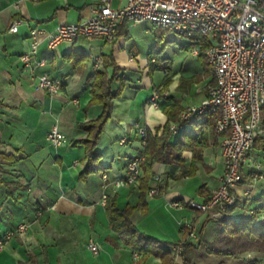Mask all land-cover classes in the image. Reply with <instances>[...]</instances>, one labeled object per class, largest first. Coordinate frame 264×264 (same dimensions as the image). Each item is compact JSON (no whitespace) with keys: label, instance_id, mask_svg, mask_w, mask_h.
Instances as JSON below:
<instances>
[{"label":"crops","instance_id":"0c3cea01","mask_svg":"<svg viewBox=\"0 0 264 264\" xmlns=\"http://www.w3.org/2000/svg\"><path fill=\"white\" fill-rule=\"evenodd\" d=\"M122 3L113 0L112 7ZM98 4L99 0H0V150L17 159L3 165L7 185L0 186V264H147L134 259L133 251L112 230L103 196H115L120 209L136 207L131 215L134 226L165 242L170 250L184 238L180 227L186 221L205 223L207 214L197 218L186 202L208 198L223 173V134L215 132L218 113L193 117L181 127L171 123L178 126L172 131L171 144L185 130L198 136L202 145L195 147L194 153L184 150L179 162L153 164L150 188L158 193L147 195L145 209L139 204L138 185L127 182L126 167L143 151L138 129L145 127L153 136L160 135L167 122L165 111H182L207 97L215 85L213 69L206 58L193 55L187 43L180 49L190 57L185 56L178 69H172L171 59L152 45L163 41L161 30L148 27V22H123L111 43L103 38H76L49 48V38L58 26L87 20L92 16L91 8ZM15 20L21 24L17 32L10 33L9 26ZM33 29L42 30L44 35L32 61L43 60L44 65L32 62L25 67L20 56L31 50ZM147 36L152 37V46L146 47L145 53L138 42ZM107 57L118 69L124 87L113 100L111 117L96 147L103 170L84 181L80 178L84 147L76 142L85 134L78 125L95 120L102 112L101 105L90 102V89ZM95 58H101L96 69ZM111 68L105 70L110 73ZM42 74L61 80L57 94L50 95L38 86ZM165 83L167 95L158 99L159 108L154 109L149 98ZM118 86L114 81L113 90ZM261 120L263 134L243 168L242 182L234 189L239 198L249 190L250 198L239 203L232 213L234 220L258 207V198L264 194V108ZM52 126L63 136L57 147L46 140ZM192 165L196 169L188 174ZM172 202L180 207H172ZM8 233L12 237L6 240ZM90 241L99 246L96 255L87 247ZM152 264H160V260L153 257Z\"/></svg>","mask_w":264,"mask_h":264},{"label":"built area","instance_id":"2783aa9c","mask_svg":"<svg viewBox=\"0 0 264 264\" xmlns=\"http://www.w3.org/2000/svg\"><path fill=\"white\" fill-rule=\"evenodd\" d=\"M36 1V0H34ZM113 0H99L96 7L91 8L92 16L77 24H62L49 38V48L61 42H71L76 38H103L111 43L117 28L123 22L135 24L148 22L154 28L173 32L175 35L192 38L199 34L211 40V46L205 52V58L212 67L215 85L209 89L207 97L199 103L188 106L180 115L183 123L193 117L209 113H218L215 132L223 134L221 156L223 173L217 188L202 202L189 200L186 207L209 215L213 219L227 217V209L237 203H244L250 198L247 190L239 198L234 189L242 182V171L249 159L255 143L263 134L261 124L262 107L264 106V0H123L118 8L112 7ZM20 20L13 21L8 31L15 33ZM44 32L33 29L30 32L31 50L20 56L25 67H30L37 53L40 38ZM200 47H192L193 55H198ZM101 58H95L94 69ZM33 63L43 66V60ZM38 86L50 95L57 94L62 86L59 78L42 74L38 77ZM167 95V92H164ZM149 105L159 108L158 93L155 91L149 98ZM176 125L171 126L175 130ZM141 147L146 144V128L138 129ZM46 140L54 147L62 144L63 136L57 126H52ZM141 156L132 158L126 167L127 182L138 185L141 174ZM102 180L107 181L103 175ZM158 190L152 189L148 195L153 196ZM103 201L106 197L103 196ZM174 208L180 203L172 202ZM264 223V216L258 224ZM20 231H24L21 226ZM188 233L171 247L172 264H177L181 257L184 243L195 240L194 222L186 221L180 227V233ZM12 237L8 233L5 239ZM2 241H0V248ZM88 249L96 255L99 246L90 241ZM133 253L134 259H139Z\"/></svg>","mask_w":264,"mask_h":264},{"label":"trees","instance_id":"16d2710c","mask_svg":"<svg viewBox=\"0 0 264 264\" xmlns=\"http://www.w3.org/2000/svg\"><path fill=\"white\" fill-rule=\"evenodd\" d=\"M211 44L212 42L208 38L195 34L189 39L186 48L191 49L198 45L200 47L198 56L205 60V52ZM103 66L104 69L97 71L92 78L90 89L92 95L90 102L101 105L102 112L95 120L78 125L79 130L85 134L83 139L76 142L84 147L82 160L84 169L80 173V178L84 181L87 180L89 175L103 170L101 155L96 150V147L100 141L104 126L111 117L113 100L121 95L124 87V80L119 76V71L111 58H105ZM108 66L112 67L110 73L105 70ZM114 81L119 84L116 90H113L112 87ZM165 84L161 90H156L158 99L166 97L164 92H166L167 83ZM182 111L177 110L174 113L165 111L167 122L160 135L153 136L146 128V144L141 154V174L138 180L139 204L142 209L146 208V198L149 191L152 190L150 181L153 178V164L156 162L166 164L169 160L179 162L180 154L184 150L191 149L194 153L195 147L202 145L198 136L188 134L185 130L180 132L175 143L171 144L169 142L173 131L171 130V123H176L181 127L190 121L183 123L179 120V115ZM172 155H174L173 159H171ZM15 161L17 159L13 154H5L0 150V186L7 185L3 178L5 174L4 163ZM190 168L192 170L188 174L194 173L195 166L192 165ZM181 176H185V173H182ZM258 201H260L258 207H255L249 214L238 220L232 218V213L238 208L239 203L227 209V217L213 219L207 215L205 223L202 224L196 233V242H194L195 240H188L184 243L181 254L182 264H197L194 259L197 254L201 255L208 264H227V259H234L251 251L264 253V223L258 224V219L264 216V194L258 198ZM105 210L112 230L133 253H138L141 256L140 262H144L153 256L160 260V264H172V251L166 247L167 244L144 235L132 223L131 215L136 210V207L125 206L120 209L117 205L116 197L113 196L106 197ZM201 215L203 213L196 212L197 218ZM209 224H212L211 228ZM187 236L188 233L186 232L184 238ZM256 263L257 261H251L244 264Z\"/></svg>","mask_w":264,"mask_h":264},{"label":"rangeland","instance_id":"374dc122","mask_svg":"<svg viewBox=\"0 0 264 264\" xmlns=\"http://www.w3.org/2000/svg\"><path fill=\"white\" fill-rule=\"evenodd\" d=\"M150 26L151 25H149L148 27H150ZM161 33H162V36H163V41H160V42L158 41L157 43L153 42L152 45H154V48H155L154 50L155 51H159L160 50L161 51L160 52L161 55H163L165 57H169L171 59V61H172V64L170 65L172 67V69H178V66L181 63L182 58H184L185 56L186 57H190V53L189 52H185V51H182L180 49L181 46L183 44L188 43L189 40L187 38H183V37L177 36L173 32H170V31L161 30ZM151 43H152V37H150V36H147L146 39L144 37H142V38L139 39V42H138V44L141 46L142 51L145 52V53L148 51L147 49L148 48L150 49V47L152 46ZM146 47H148V48H146ZM160 78H162V76H160ZM195 104H197V103H195ZM191 105H193V104H191ZM188 201L189 200H187V202ZM193 201L197 202V203L200 202V200H196V199H193ZM189 211L192 214L196 213V211H194V210H190L189 209ZM200 222H201V220L199 221V223ZM199 223L194 225V231L196 233L199 231V229H200V227L202 225V224L199 225ZM211 226H212V224H209L210 228H211ZM194 242H196V240ZM140 257H139V260H140ZM152 258H153V256H151L148 259H146L147 264H152ZM194 259H195V262L197 264H208V262L205 261V259L203 257H201V255H199V254L195 255ZM259 260L261 262L264 261V253L251 251V252L245 253V254H243L241 256H238V257H236L234 259H227L226 263L227 264H244L245 262L259 261ZM177 264H182L181 258L179 259V262Z\"/></svg>","mask_w":264,"mask_h":264}]
</instances>
